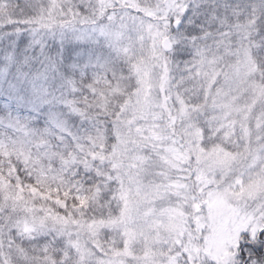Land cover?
I'll return each mask as SVG.
<instances>
[{
  "label": "snow or ice",
  "instance_id": "obj_1",
  "mask_svg": "<svg viewBox=\"0 0 264 264\" xmlns=\"http://www.w3.org/2000/svg\"><path fill=\"white\" fill-rule=\"evenodd\" d=\"M0 264H264V0H0Z\"/></svg>",
  "mask_w": 264,
  "mask_h": 264
}]
</instances>
